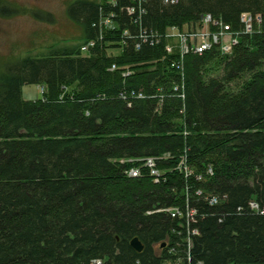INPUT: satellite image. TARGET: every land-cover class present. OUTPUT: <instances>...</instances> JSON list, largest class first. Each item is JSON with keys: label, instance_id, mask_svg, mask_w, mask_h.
<instances>
[{"label": "trees", "instance_id": "16d2710c", "mask_svg": "<svg viewBox=\"0 0 264 264\" xmlns=\"http://www.w3.org/2000/svg\"><path fill=\"white\" fill-rule=\"evenodd\" d=\"M17 11L0 5L3 15ZM66 11L83 30L78 43L0 67V264H82L102 255L117 264H178L158 254V242L177 226L159 208L182 207L187 180L190 190L201 185L221 197L208 205L189 195L198 233L190 253L178 241L184 264H264V214L247 206L254 199L264 209V0H73ZM245 12L261 17L250 33L242 32ZM110 13L113 28L100 27ZM202 13L238 41L230 53L214 47L180 60L177 95L173 55L144 42L142 29L194 22ZM125 26L126 45L109 54L105 43L117 47ZM214 64L221 73L206 76ZM24 84H40L41 96L25 99ZM146 157L160 177L145 166L128 176ZM181 157L185 167L211 164L214 172L196 183L178 168ZM134 236L141 252L130 246Z\"/></svg>", "mask_w": 264, "mask_h": 264}, {"label": "bare ground", "instance_id": "6f19581e", "mask_svg": "<svg viewBox=\"0 0 264 264\" xmlns=\"http://www.w3.org/2000/svg\"><path fill=\"white\" fill-rule=\"evenodd\" d=\"M110 1H113V0H110ZM162 1L163 2H168V1L173 2L176 0H168V1L162 0ZM113 16H114V14L110 13L107 17L103 18L102 20L100 19L101 20L100 22H103L106 18H110ZM260 19H261V17H260L259 13H256V15H251V13H249V12H245V13L241 14L240 15V21L242 24H244L242 32L243 33H246V32L250 33L252 31H254V24H256L258 26L260 24L259 23ZM206 20H212V21L214 20L215 25H218V26L222 25L221 20L216 19L214 16H211V14L202 13V16L194 22L193 21L184 22V23H181L180 25L169 24V25L165 26L164 29H160V28L154 29L153 27H147V28H150L149 33L145 32L146 31V30H144L145 28L142 29L143 34H145L142 38L144 42L149 43V45H151V46L162 44V48L164 49L165 55L166 56L173 55V57L170 58L171 61L169 62V66L168 65L167 66L169 68H173L178 73L177 81L181 82V84H179L178 82H175L172 84V90L177 92V95H181L179 91L183 92L184 81H182L183 80L182 79L183 72H181L178 69L176 62L184 59V57L187 54H192V53L196 54V52L192 48V46L194 44L192 33L197 31ZM133 21L136 22L135 20H133ZM170 29L174 30L175 34L174 35L172 34L173 35L172 36L173 41L168 43L167 37L170 36L171 33L169 32L167 34V32ZM205 32H207V31H205ZM150 34H152V35L150 36ZM126 36L127 37L131 36V29L127 28L125 26V28H123L122 32H121V39H119L120 41L117 42L118 46L115 47V48H117V51H119V53L122 51L123 47L126 45L127 40L124 39V37L126 38ZM234 38L236 41H238L236 34L234 35ZM127 39L129 40V38H127ZM95 40L98 43V42H101L102 38L97 37ZM218 42H220V41H218ZM105 44H106L107 49H108V46L111 44V42H108ZM139 46H140V42L137 41V43L135 44V50H137L139 48ZM214 47H218L220 49L221 46H220V44L216 43L212 46V49H214ZM234 47H235V45H231L230 52L233 51ZM81 51H83V50H81ZM109 54H111V53H109ZM115 54H118V53H115ZM115 54H113V55H115ZM116 68H117V65L112 64L109 69L115 70ZM121 69H123L122 70L123 76H127L128 74L131 73L128 66L122 67ZM132 93H134L133 90H132ZM162 157L163 156H160L159 159H162ZM158 171H160V170H158ZM213 172H214V170L212 168V165L208 164V166L206 167V169L204 171H195L194 168L187 165L182 173L187 178H188V176H190L191 178L194 177L196 183H198V182L205 181V177H208V175L213 174ZM191 186L192 185H190L189 181L187 180V182L183 188V191L185 194V201H184L182 207L177 206V207L159 208L160 211L168 212L172 218L176 219V224H177V226L170 227L169 228V235H167V237L165 239L160 240L158 242L159 243L158 244V247H159L158 254L160 255V253H162V256L165 255L166 257H168V259H166V257H165L164 261L165 260H167V262L177 261L178 264H184L185 258L181 256L182 255L181 254L182 246H180V243H179L180 241L185 242L188 246L190 245L189 249H188L189 253L191 252V250L193 248V245L191 246V243L193 240L191 237V234L198 233L197 227H196L197 223L195 220V217L197 215V204H196V202L193 203L190 200L189 195L191 194V196H193V193H194L195 197L203 196L202 197L203 200L206 201L208 205L218 203L219 199L221 197V195L215 194L214 192H211V191L206 192L205 190H203L201 185H195V187L193 186L194 187L193 190H190ZM222 197H225V196L223 195ZM247 206H248V209H250V210H253V211L257 210L260 213L264 214V209L261 208L260 205L257 203V201H255L254 199L248 200ZM134 238H136L137 241L143 247V244L140 241V239L136 236H134ZM134 238H132L131 240H133ZM185 243H183V245ZM143 249H144V247H143ZM134 250L137 251V249H134ZM141 251H137V252H141ZM168 251H171L172 255H170L168 253ZM188 259L186 258V260H188ZM95 260H96V264H117V259H115L114 255L113 256H110V255L95 256ZM134 264H143V262L140 259L136 258Z\"/></svg>", "mask_w": 264, "mask_h": 264}, {"label": "rangeland", "instance_id": "374dc122", "mask_svg": "<svg viewBox=\"0 0 264 264\" xmlns=\"http://www.w3.org/2000/svg\"><path fill=\"white\" fill-rule=\"evenodd\" d=\"M73 0H0V5L6 3L18 9L16 13H0V67L2 64L16 56L30 54L39 55L44 53L50 46L78 43L83 36L80 25L71 20L66 8ZM47 13L49 19L36 18L33 11ZM45 18V17H44ZM115 23L112 21V26ZM208 25H203L198 30H206ZM168 43L172 42L175 31L170 29ZM220 35L223 43L229 42V33ZM173 34V35H172ZM175 37V36H174ZM203 38H200L202 40ZM111 54L119 53L117 48L108 47ZM85 54L84 51H82ZM222 68L216 64L204 70L206 76H215L221 73ZM241 81H232L231 86L240 84ZM40 84H24L21 87L25 99H34L41 96Z\"/></svg>", "mask_w": 264, "mask_h": 264}, {"label": "built area", "instance_id": "2783aa9c", "mask_svg": "<svg viewBox=\"0 0 264 264\" xmlns=\"http://www.w3.org/2000/svg\"><path fill=\"white\" fill-rule=\"evenodd\" d=\"M168 1V0H165ZM135 11V7H128L127 8V12L128 13H133ZM112 21L113 19L111 18H106L103 22H100V27H105V28H113L112 26ZM203 25H208V28L206 30H197L195 32H193V50L196 53H202L204 50H208L211 49L212 46L216 43L220 44V49L223 53H229L230 52V48L231 45H235L236 44V40L234 38V35H232V33L229 31V26L226 24H222V25H215V21L213 20H206ZM201 26V27H202ZM207 31V32H205ZM220 31L221 34L224 33H229L231 35V39L229 42H225L223 43V40L221 39L220 35L215 33ZM200 38H203L202 40H200ZM220 41V42H218ZM192 42V43H193ZM95 43V41H90L84 45H82L81 50L85 51L88 49L89 46H93V44ZM181 62L180 60L176 62L177 66H180ZM43 89V88H42ZM136 160V159H135ZM143 162L141 165H132L128 170H127V175L130 177H134V176H139L141 174V170L140 167L145 166L148 167L149 170V174L152 176L153 180H157L158 177H160V171H158L155 167V159L151 158V157H146L144 159H142ZM138 161V160H136ZM141 161V160H140ZM184 158L181 157V160L178 162V168H182L185 169V164H184ZM82 264H96V260L95 257L90 258L88 261L82 263Z\"/></svg>", "mask_w": 264, "mask_h": 264}, {"label": "water", "instance_id": "95a60500", "mask_svg": "<svg viewBox=\"0 0 264 264\" xmlns=\"http://www.w3.org/2000/svg\"><path fill=\"white\" fill-rule=\"evenodd\" d=\"M130 245L132 248L137 249V251H141L143 249L142 245L137 241L136 238L130 241Z\"/></svg>", "mask_w": 264, "mask_h": 264}]
</instances>
